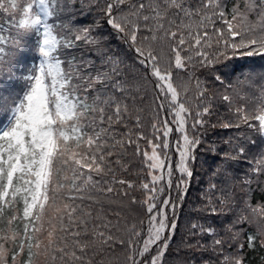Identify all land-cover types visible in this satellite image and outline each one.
<instances>
[{"label": "snow or ice", "instance_id": "1", "mask_svg": "<svg viewBox=\"0 0 264 264\" xmlns=\"http://www.w3.org/2000/svg\"><path fill=\"white\" fill-rule=\"evenodd\" d=\"M86 8L104 14L131 56L122 58L92 26L58 34V13L84 15ZM253 10L228 13L223 0H0V15L12 18L18 29L7 37L0 34V55L10 43L17 65L3 77L15 87L0 88V264H100L94 257H102L114 240L108 217L119 216L113 207L117 197L145 208L146 221L129 232V264H165L178 202L187 195L200 130L207 123L203 117L209 113L207 105L193 112L178 91L186 93L189 81L179 73L174 81L173 72L192 62L215 64L240 49H247L241 55L264 56V7L249 21ZM79 41L91 46L93 56L76 60L67 51ZM28 57L32 63L25 62ZM236 71L233 67L232 74ZM216 79L223 82L220 75ZM199 96L204 97L203 90ZM223 99L230 101L227 95ZM146 104L155 106L147 124ZM236 113L244 123L258 121L264 135V101L254 113L243 108ZM246 148L239 143L229 158L247 160ZM129 152L145 166L144 182L135 186L121 175L129 171ZM253 171L264 173V153ZM136 188L139 199L130 195ZM214 196L206 205L212 215L227 199L225 194L213 203ZM191 227L193 235H216L211 226ZM238 239L233 231L213 243L223 253ZM247 240L249 247L256 246L255 235ZM260 244L264 247V239ZM220 264L244 261L229 253Z\"/></svg>", "mask_w": 264, "mask_h": 264}, {"label": "trees", "instance_id": "2", "mask_svg": "<svg viewBox=\"0 0 264 264\" xmlns=\"http://www.w3.org/2000/svg\"><path fill=\"white\" fill-rule=\"evenodd\" d=\"M189 3H195V0H189ZM223 4L228 13H231L234 8L239 12H247L249 6H252L254 10L248 13V19L254 21L261 7H264V0H223ZM74 7L79 9V4ZM84 12V15H80L79 11L58 13L56 22L62 25L60 29H57L58 34L74 33L76 26L81 24L92 26L94 33L103 34L105 42L113 45V51H117L122 58L127 59L132 55L126 50L124 43L118 39L115 30L107 25L106 17L101 11L90 12L86 8ZM19 18L17 13L15 20ZM10 31L12 34L18 31L14 27L13 19L0 15V34L7 37ZM78 44V47L67 50L72 52L76 60L93 56L90 45L84 44L83 41H79ZM10 47L9 43L5 46L3 55H0V80H3L0 88L5 91L15 87L12 82L3 79L17 67L11 52L8 51ZM244 51L247 49L237 50L230 58L207 66L196 62L188 63L185 70L177 69L173 72L174 81L177 73L189 81L186 93L182 89L178 91L181 92V98L185 96L188 98L193 112L197 106L202 108L207 105L209 113L203 117L207 123L200 130L201 143L195 149L196 158L191 165L193 177L187 189V195L178 202L179 206L175 214L176 228L164 257L165 264H220L221 257L229 253L239 256L244 264H264V247L260 244V241L264 239V232L260 231L264 227V216L260 215L264 212V173L257 174L253 171L261 158V153H264V135L258 131V121L251 119L244 123L238 119L236 113L237 108H243L244 112L249 114L254 113L264 101V56L241 55ZM25 62L32 63L31 57L26 58ZM19 67L20 71H23V65ZM129 67L135 69L131 61H129ZM233 67L237 69L234 75ZM251 69H255V73L251 72ZM218 75L222 76L223 82L216 79ZM146 88L151 96L152 85L147 84ZM202 90L206 99L199 96ZM225 95L230 97V101L223 99ZM198 100L199 105H197ZM154 107V105L151 107L148 104L145 105L146 124L153 117ZM226 122L233 126L222 127V124ZM236 124H239V127H236ZM250 124L254 127H249ZM148 131L150 133L151 129L148 128ZM241 142L247 144L244 154L247 160L243 157L230 159L234 147ZM221 153H228V156L221 158ZM127 158L130 160L129 171L121 173L123 178L132 181L134 186L144 182L145 166L140 163V158L133 157L131 152ZM213 183L216 184V189L211 188ZM213 193H215L213 203L223 199L227 194V199L216 215L206 211V205L209 203L207 197L212 196ZM130 195L139 199L142 195L141 190L139 188L135 191L130 190ZM172 195L175 197L176 192L173 191ZM113 207L118 208L119 211L118 217L112 213L108 217L114 225L111 229L114 240L105 246L102 257L97 255L94 259L100 261V264H129L130 249L127 244L129 232L140 220L146 221L145 208L139 203L130 202L126 197L122 200L117 197ZM240 217L244 219L236 223L235 221ZM194 223L203 224L205 227L211 226L216 235L209 236L204 233L193 235L195 230L191 225ZM233 231L239 232V239L233 241L230 246H226L225 251L221 253L219 246L213 243L214 239L223 237L227 240ZM20 233L22 234V226ZM250 234L256 236L254 248L249 247L248 244L247 237ZM197 241L199 246L195 243ZM238 244H243V249H238ZM8 246L10 245H6ZM10 257L11 253H9Z\"/></svg>", "mask_w": 264, "mask_h": 264}, {"label": "rangeland", "instance_id": "3", "mask_svg": "<svg viewBox=\"0 0 264 264\" xmlns=\"http://www.w3.org/2000/svg\"><path fill=\"white\" fill-rule=\"evenodd\" d=\"M170 222H171V220H170ZM175 224H176V218H175Z\"/></svg>", "mask_w": 264, "mask_h": 264}]
</instances>
